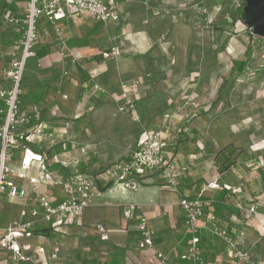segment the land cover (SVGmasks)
<instances>
[{
  "label": "crops",
  "instance_id": "obj_1",
  "mask_svg": "<svg viewBox=\"0 0 264 264\" xmlns=\"http://www.w3.org/2000/svg\"><path fill=\"white\" fill-rule=\"evenodd\" d=\"M27 3L0 0V70L8 69L21 52L22 25L11 23L10 19L23 18ZM13 8L15 12H12ZM90 18L87 14L69 17L55 26L47 18H40L39 39L35 47L48 52L38 60L39 69L30 68L31 87H25L24 93L32 89V104L41 108V122L47 136L32 148L43 155L47 167L43 169L34 162L32 169L23 176L20 169L23 151L19 148L14 151L10 165L20 174L11 178L27 193L17 198H10L6 192L1 195L0 238L3 228L18 219L20 208L34 207L41 194L52 197L55 204L66 200L64 186L75 183L73 176L85 173L96 178L116 161L128 160L138 148L144 132L157 130L162 131L169 141L168 158L179 166L188 167L181 174L177 190L169 187L159 173L148 176L132 189L115 184L91 197L78 221L58 231L51 229L60 235L59 238L36 234L32 240L34 250L29 252L32 262L24 264H44L56 244L61 246V252L54 260L55 264H158L157 251L168 254L171 264H189L180 258L189 245L185 212L180 201L182 197L196 198L201 193L205 200L201 223L209 226L208 221L214 218L234 235L246 230L242 248L253 255L257 264H264L262 183L259 193L250 179L245 180L248 175L240 170L238 163L230 170L220 172L215 156L224 147L215 145H219L217 140L221 142V139L212 136L211 142L204 144L200 135L205 127L197 122L189 126L183 120L182 112H164L174 107L171 82L156 78L160 71L146 59L150 47L141 32L126 31L121 23L98 24ZM56 28L60 29L61 35L55 32ZM129 33L134 39L125 49L121 37ZM113 48L118 49V54L105 58L103 53L111 52ZM79 65L88 71L92 81L89 91L83 95ZM134 80L140 82L134 93L138 97L140 121L120 111L123 103L121 85ZM96 84L99 85L97 89ZM0 86H10L2 72ZM181 129L187 140L175 144V134ZM244 162L249 164L247 160ZM33 177L40 182L32 184L29 178ZM214 180L221 185L220 188L207 187ZM98 183L103 184L101 180ZM221 196L226 201L233 199L236 205L219 201ZM250 203L257 204V214L239 208ZM132 204L137 208L132 217L126 219L123 210ZM140 216L146 217L148 227L154 231V248L142 249L138 244ZM38 225L48 227L45 223ZM201 242L203 257L208 264H233V260L227 257L225 242L214 237L208 229L202 230ZM39 248H44L45 252ZM0 264H13L9 252L0 250Z\"/></svg>",
  "mask_w": 264,
  "mask_h": 264
},
{
  "label": "built area",
  "instance_id": "obj_2",
  "mask_svg": "<svg viewBox=\"0 0 264 264\" xmlns=\"http://www.w3.org/2000/svg\"><path fill=\"white\" fill-rule=\"evenodd\" d=\"M85 14L103 24L117 23L121 20L119 0H28L27 11L23 18L13 17L10 19L11 23L22 25L23 36L19 41L20 54L11 61L8 69L0 70L10 83L7 88L0 86V100L3 102V106L0 108V202L4 192L10 198L24 197L27 193L25 188L19 187L11 178L20 174L10 165L16 148L23 151L20 162L23 176L32 169L34 162L40 164L43 169L47 167L43 155L32 148L33 144L46 139L47 136L41 122V108L34 103L29 108L22 109L20 99L23 93L22 80L28 67V61L36 55L35 45L39 39L38 20L47 17L55 26L64 19L78 18ZM55 32L61 35L59 28H56ZM116 54H118L117 48H113L111 52L103 53L105 58ZM139 85V80L121 85L123 103L120 106V111L128 114L135 121L141 120L137 111L138 97L134 94ZM97 88H99L98 84L95 85V89ZM138 145L128 160L116 161L106 170L100 172L96 178L85 174L79 175L74 184L66 183L64 186L66 200L55 204L52 197L41 194L34 207L20 208L18 219L3 228L0 250L9 252L13 264L32 262L29 252L34 250L32 240L36 235L33 230L35 226L45 223L48 229L58 231L61 227L78 221L89 205L90 198L101 193L102 186L122 184L132 189L139 186L140 182L147 179L148 176L159 173L169 187L177 190L181 174L188 167L187 165L179 166L168 158L166 150L170 144L162 131L147 130L143 133ZM29 179L32 184L40 182L36 177ZM98 180H101L103 184H99ZM207 187L214 189L220 188L221 185L214 180ZM204 205L203 193L196 198H181L180 206L185 212L184 222L189 235V245L180 258L187 260L189 264H208L203 257L201 244V232L203 229H208L212 235L225 241L227 257L233 260V264H257L253 255L242 248L246 230L234 235L219 225L214 218L208 221L209 226L202 224ZM136 208L135 204L125 207L124 217L130 219ZM239 208L250 214L258 213L257 204L254 203L247 209L241 206ZM138 227L140 229L138 243L140 248H154V231L148 227L146 217L140 216ZM39 250L45 252L44 248H39ZM60 252L61 246L54 245L52 252L44 260V264H55L54 260L59 257ZM156 257L159 259L158 264H171L168 254L165 255L157 251Z\"/></svg>",
  "mask_w": 264,
  "mask_h": 264
},
{
  "label": "rangeland",
  "instance_id": "obj_3",
  "mask_svg": "<svg viewBox=\"0 0 264 264\" xmlns=\"http://www.w3.org/2000/svg\"><path fill=\"white\" fill-rule=\"evenodd\" d=\"M245 4L246 0H119L121 20L116 24L148 39L145 55L160 71L156 78L171 82L174 107L164 112H182L189 126L197 122L205 127L200 135L204 144L213 137L221 139L215 147L232 144V157L248 175L245 180L261 193L264 37L245 25ZM132 38L130 33L121 37L125 49ZM243 59L248 61L245 73L220 94L235 60Z\"/></svg>",
  "mask_w": 264,
  "mask_h": 264
},
{
  "label": "trees",
  "instance_id": "obj_4",
  "mask_svg": "<svg viewBox=\"0 0 264 264\" xmlns=\"http://www.w3.org/2000/svg\"><path fill=\"white\" fill-rule=\"evenodd\" d=\"M23 1H28V0H23ZM15 11H16V9L13 8L12 12H15ZM45 18H47V17H45ZM40 20L41 19L38 20L37 27H38ZM48 22L51 24V22L49 20H48ZM228 24H232V23H230V21H228ZM35 50H36V55L33 57L32 61L30 62V64L32 63V65L29 66L30 64H27L28 67H27L25 74L23 76V80H22V87L23 88L31 87L29 84V81H30L29 80L30 79L29 70H30V68H33V69L38 68L39 69L38 60L41 57L45 56L46 53L48 52L47 50L42 49V47L38 48V49L35 47ZM247 64H248L247 60H244V59L243 60H235L234 65L232 66V68L230 70V73L228 75L227 80L224 82V84L219 89L220 94L224 89H230L232 87L234 81L239 76L243 75V73H245V71L247 69ZM77 69H78V72L81 73V81H83V83H84V86L82 88V94H81V95H83L89 91L88 89L90 87V83L92 84V81H91V78L89 77L88 71L83 69L81 65L77 66ZM32 95H33V91L31 89V90L27 91L26 93H23L20 96V99L22 102V104H21L22 109H26V108H29L31 106V104L33 103V100H34L31 97ZM1 107H2V101L0 100V108ZM184 137H185V133L183 132V129L179 130V132H177L175 134V137H174L175 144L180 145L181 142H184L185 140H187V138L186 137L184 138ZM194 141H196V139ZM231 147H232V144H229V146L221 149L215 156V159H216L215 162H216V165L218 166V170L220 172H226V171L230 170V168L232 166L237 164V159H235V157H232V150H230ZM79 175H85V173L78 174L77 176H73L72 179L77 181V178ZM261 175H262V187H264V171L261 173ZM87 176H89V175H87ZM113 186H114L113 184H108L105 187H101V192L107 191V190L111 189ZM219 198H220L219 201H222L224 203H228L229 205H231V204L236 205V203H234L235 201L233 199H231V200L228 199L226 201L224 199V196H221ZM250 205H251V203L248 204L247 207L245 206V208H248ZM33 230H35V234H44V235H48L49 237L52 236L53 238H59L60 237V235H58V233H56V232H54L48 228H43L39 225L35 226V228ZM216 237H218V236H216ZM218 238H220V237H218ZM106 264H109V262H106Z\"/></svg>",
  "mask_w": 264,
  "mask_h": 264
},
{
  "label": "water",
  "instance_id": "obj_5",
  "mask_svg": "<svg viewBox=\"0 0 264 264\" xmlns=\"http://www.w3.org/2000/svg\"><path fill=\"white\" fill-rule=\"evenodd\" d=\"M243 11L245 25L254 35L264 37V0H246Z\"/></svg>",
  "mask_w": 264,
  "mask_h": 264
}]
</instances>
